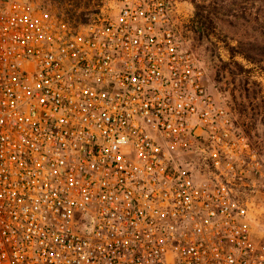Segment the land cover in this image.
Returning a JSON list of instances; mask_svg holds the SVG:
<instances>
[{
	"label": "built area",
	"instance_id": "built-area-1",
	"mask_svg": "<svg viewBox=\"0 0 264 264\" xmlns=\"http://www.w3.org/2000/svg\"><path fill=\"white\" fill-rule=\"evenodd\" d=\"M88 23L0 5V264H264L254 146L173 0Z\"/></svg>",
	"mask_w": 264,
	"mask_h": 264
},
{
	"label": "rangeland",
	"instance_id": "rangeland-1",
	"mask_svg": "<svg viewBox=\"0 0 264 264\" xmlns=\"http://www.w3.org/2000/svg\"><path fill=\"white\" fill-rule=\"evenodd\" d=\"M6 0H0V5ZM31 7L56 13L76 23H88L99 17L113 15L112 0H20ZM220 0H205L206 4ZM233 3H240L231 0ZM242 4V3H241ZM211 5V4H210ZM174 23L184 47L190 49L207 74L208 86L216 101L232 117L235 125L251 140L259 156L260 174L254 188L239 190L249 201L250 223L255 238L264 246V59L249 62L241 55L233 56L232 47L240 40L264 43V27L254 22L256 10L246 8V19L239 12L223 14L218 7L210 9L211 27L202 37L200 24L194 21L195 6L191 0H173ZM209 8V7H208ZM209 9V10H210ZM207 10V11H209ZM236 15V16H234Z\"/></svg>",
	"mask_w": 264,
	"mask_h": 264
},
{
	"label": "trees",
	"instance_id": "trees-1",
	"mask_svg": "<svg viewBox=\"0 0 264 264\" xmlns=\"http://www.w3.org/2000/svg\"><path fill=\"white\" fill-rule=\"evenodd\" d=\"M192 3L195 6V15H194V21L196 23L200 24V27L198 30L195 32L199 31V35L202 37L205 35V32L211 27L212 24V18L209 16L214 9V7H218V9H221L223 11V14L226 15L227 12H231V8L238 6V11L236 10L237 8H234L235 10H232V12H239L237 15L241 19H246V8L242 9L241 5H248L251 4L252 7L255 8L256 10V17L254 18V22L261 26L262 28L264 27V0H235L240 3H233L231 0H220V2L214 1L213 4H206L205 0H191ZM207 1V0H206ZM242 3V4H241ZM209 7V8H208ZM210 9V10H209ZM209 10V11H207ZM236 16V15H234ZM76 23V22H75ZM84 23V22H83ZM264 29V28H263ZM264 34V33H263ZM233 51V56L235 55H241L243 58H245L249 62H256V61H262L264 59V43L259 42L258 40H248V41H243L240 40L238 44L234 47H232Z\"/></svg>",
	"mask_w": 264,
	"mask_h": 264
}]
</instances>
